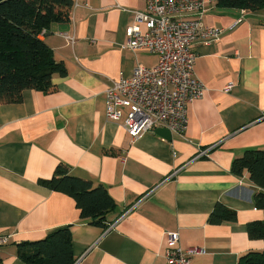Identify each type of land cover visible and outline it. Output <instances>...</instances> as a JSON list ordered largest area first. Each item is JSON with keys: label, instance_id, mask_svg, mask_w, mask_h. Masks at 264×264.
<instances>
[{"label": "crops", "instance_id": "1", "mask_svg": "<svg viewBox=\"0 0 264 264\" xmlns=\"http://www.w3.org/2000/svg\"><path fill=\"white\" fill-rule=\"evenodd\" d=\"M72 2L67 20L39 34L66 74L53 75L51 92L25 89L20 102H0V235H8L2 263L26 264L16 243L63 226L71 231L74 264H168L170 230L179 232L183 249L203 248L191 264H238L261 251L263 241L246 230L264 218L252 200L258 187L246 170L236 175L230 167L244 150L264 149V8L209 0L201 21L222 31L192 44L193 72L204 88L188 102L185 125L168 129V137L155 128L133 138L119 121L106 119L104 90L137 64L158 61L124 47L126 28L145 2ZM61 162L107 188L114 201L107 229L81 219L69 195L37 183ZM216 204L234 210L236 220L209 223Z\"/></svg>", "mask_w": 264, "mask_h": 264}, {"label": "trees", "instance_id": "2", "mask_svg": "<svg viewBox=\"0 0 264 264\" xmlns=\"http://www.w3.org/2000/svg\"><path fill=\"white\" fill-rule=\"evenodd\" d=\"M72 4V0H0L1 103L20 102L25 89L51 92L53 75L66 74L64 65L54 59L51 48L39 34L52 22L67 20ZM217 5L258 10L264 8V0H217ZM230 168L236 175L248 172L249 179L258 187L252 195L254 206L264 213V149L244 150L233 158ZM37 183L69 195L80 210L81 219L108 228L106 215L114 207V201L103 185L71 174L69 166L62 162L51 177L40 178ZM236 217L234 210L216 204L208 222H231ZM246 230L249 238L261 239L264 244V218L247 223ZM71 240L69 226L57 227L41 239L16 243V255L26 264H74ZM238 264H264V247L244 254Z\"/></svg>", "mask_w": 264, "mask_h": 264}, {"label": "built area", "instance_id": "3", "mask_svg": "<svg viewBox=\"0 0 264 264\" xmlns=\"http://www.w3.org/2000/svg\"><path fill=\"white\" fill-rule=\"evenodd\" d=\"M143 1L145 9L136 11L134 24L126 28L124 47L146 50L158 61L152 67L137 64L129 76L112 79L104 90L106 119L119 121L133 138L158 127L181 131L188 102L204 88L193 72L192 44L215 40L222 31L201 21L209 0ZM63 36L72 41L70 35ZM165 237L168 264H191L190 256L203 252L202 247L183 249L177 230L167 231ZM7 240L8 235H0V246Z\"/></svg>", "mask_w": 264, "mask_h": 264}, {"label": "water", "instance_id": "4", "mask_svg": "<svg viewBox=\"0 0 264 264\" xmlns=\"http://www.w3.org/2000/svg\"><path fill=\"white\" fill-rule=\"evenodd\" d=\"M156 131H157V133H159V134H161V135H163V136H169L170 135V131L168 130V129H166V128H157L156 129Z\"/></svg>", "mask_w": 264, "mask_h": 264}]
</instances>
